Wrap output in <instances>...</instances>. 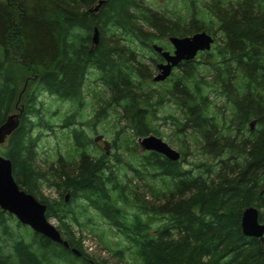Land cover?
I'll use <instances>...</instances> for the list:
<instances>
[{
	"label": "trees",
	"instance_id": "obj_1",
	"mask_svg": "<svg viewBox=\"0 0 264 264\" xmlns=\"http://www.w3.org/2000/svg\"><path fill=\"white\" fill-rule=\"evenodd\" d=\"M196 1L188 0L187 13L173 17L144 0H105L98 11H92L98 0H0V124L23 106L3 156L11 160L19 187L46 204V217L57 220L69 244L33 230L27 237L16 234L14 215L0 208V264H106L83 249L71 230V221L79 223L76 210L88 207L126 241L107 248L120 261L129 255L133 264H264V238L243 235L240 225L249 205L261 209L264 222V0ZM201 30L213 36L211 49L181 61L167 87L146 88L161 60L152 44ZM144 49L159 56H151V66L139 52ZM90 69L106 89L104 107L124 123L116 134L121 140H113V153L93 154L91 137L74 126L71 113L61 124L70 127L69 160L59 154L58 170L42 171L34 164L41 133L34 137L33 129L52 125L43 122L39 93L83 105ZM210 92L223 98L221 106ZM165 102L175 105L178 114L166 118L174 134H182L176 161L154 151L139 154L135 141L161 135L152 118ZM104 107L95 116L105 118ZM188 132L205 159L184 168ZM129 151L132 159L125 158ZM135 176L146 179L141 194ZM44 180L57 198L40 193Z\"/></svg>",
	"mask_w": 264,
	"mask_h": 264
},
{
	"label": "rangeland",
	"instance_id": "obj_2",
	"mask_svg": "<svg viewBox=\"0 0 264 264\" xmlns=\"http://www.w3.org/2000/svg\"><path fill=\"white\" fill-rule=\"evenodd\" d=\"M149 6L156 8L160 11L165 12L171 16H181L187 13V5L189 4L188 0H144ZM199 5H201L200 0L196 1ZM122 42V41H121ZM156 43H160L164 46V49L173 50V47L169 40L163 38L161 40H156ZM137 49L140 48L138 44H136ZM145 57V64L148 66L152 65L154 59H159V56L155 53L144 49L139 51ZM13 51H11L10 57L17 60L15 55H13ZM154 58L152 59L151 58ZM159 61V60H158ZM157 61V62H158ZM154 64V63H153ZM157 67L151 68V75H155L157 73ZM173 71L176 70V66L173 68ZM98 72L94 69H90L85 78V83L83 85L84 92V102L83 105H78L76 102L68 101V100H60L52 94H48L46 91H42L39 93L37 107L40 109V112L43 114L42 119L43 122H47L49 125H52L51 129L45 127H35L33 129L34 137L38 135V132L41 134L36 140V156L34 159L35 166L42 170L48 172H54V170H58V163L56 162L59 154L65 155L68 152L72 153L71 142L72 138L70 137V127L61 126L63 119L65 116L76 113L77 124L74 126L82 128L89 137L92 139V144L89 146V150L92 151L93 154L97 155L100 151H104L107 154L113 153V140L117 139V143H119V138H116V134L120 131L121 126L124 124L123 122L118 121V117L116 113L111 110L109 112L108 108L104 107V98L107 96L105 92L106 89L101 84V81L98 79ZM169 81L165 79L162 82H155L152 78L148 79L145 83L146 88L150 87L153 89L160 90L161 87H167L169 85ZM210 98L215 103L217 107L221 106L223 98H219L214 96L212 92H210ZM19 103L18 105H20ZM101 107H104V111L108 115L103 118L97 115V112ZM175 105L171 102H165L162 104L157 112L156 117L152 118V123L158 128L160 131L161 137L165 140L170 146L179 151L183 144H181L182 134H174L175 127L171 123V119L166 118L171 114L177 115L175 110ZM221 108L219 109V111ZM14 109L10 110V113H16ZM228 112V108L226 109ZM98 117L100 120H97ZM190 133L189 139L185 140L188 145L189 154L186 156L187 162L184 164V168L192 167L193 163H197L201 159H205L204 154H201L199 143L196 141L198 139L195 138L194 134ZM152 134V133H151ZM123 134H120L122 137ZM158 136V135H156ZM135 141L138 142V139L135 138ZM199 141V140H198ZM139 143V142H138ZM8 139L0 144V155H3V152L7 148ZM131 145V144H130ZM184 149V148H183ZM145 150L139 148V154L143 153ZM132 151L125 152L126 159H132L131 156ZM66 162L69 160L66 156ZM67 164V163H66ZM51 167L53 169H51ZM126 173V177H129L131 174L126 168H122L121 172ZM50 176V173L47 174V177ZM151 183L155 186L161 185V180L152 179ZM146 181L145 178L134 177V183L138 186V192L141 194L144 192L145 187H143V183ZM150 183V184H151ZM151 184V185H152ZM39 191L43 196L57 198L58 192L53 189V186L48 184V181L44 180L39 185ZM152 196L150 193L146 192V199L152 200ZM153 201V200H152ZM259 212L261 211L260 208ZM76 216L78 217V222L82 223L83 226H79L77 222L71 221L72 232L75 239L82 245V248L85 249L88 253L96 256L99 260H105L106 264H133V260L129 255H126L125 259L119 260L115 255L110 254V251L107 249L108 246L116 248L122 247L126 244L124 238L115 230L109 227L107 222L99 215V213L91 207H88L87 210H76ZM17 219L13 218L11 221V225L14 228L16 234H21L27 237L28 233L31 229L28 226L22 227L17 226ZM50 221L56 226L58 222L55 218H50ZM158 223V222H154ZM99 237H98V236ZM66 237V235H63ZM6 237V236H5ZM0 241L3 240L4 235L0 236ZM64 264V263H62Z\"/></svg>",
	"mask_w": 264,
	"mask_h": 264
},
{
	"label": "water",
	"instance_id": "obj_3",
	"mask_svg": "<svg viewBox=\"0 0 264 264\" xmlns=\"http://www.w3.org/2000/svg\"><path fill=\"white\" fill-rule=\"evenodd\" d=\"M104 1L98 0L92 11H98ZM91 39L93 45L98 44L99 31L97 27H94ZM168 40L173 47L172 51L164 49L157 43L152 44V48L164 60L157 64L158 71L152 77L155 82L167 79L173 68L181 61L194 59L199 52L210 50L214 42L213 36L204 30L187 36H168ZM22 110L23 106H21L19 112L10 113L5 121L0 124V144H3L18 127ZM250 124L253 126V121ZM138 142L145 151L160 153L172 161L180 158L178 150L155 134L139 137ZM0 208L14 215L21 224L28 226L31 230L52 241L61 243L67 248L69 247L68 241L63 238L57 227L46 217V204L19 187L12 175L11 160L3 155H0ZM240 225L243 235L264 238V222L259 220L258 207L254 205L245 207L241 213ZM71 250L80 253L79 249L71 248Z\"/></svg>",
	"mask_w": 264,
	"mask_h": 264
},
{
	"label": "flooded vegetation",
	"instance_id": "obj_4",
	"mask_svg": "<svg viewBox=\"0 0 264 264\" xmlns=\"http://www.w3.org/2000/svg\"><path fill=\"white\" fill-rule=\"evenodd\" d=\"M164 60L161 58V60H159L157 63H156V65L158 64V63H160V62H163Z\"/></svg>",
	"mask_w": 264,
	"mask_h": 264
}]
</instances>
